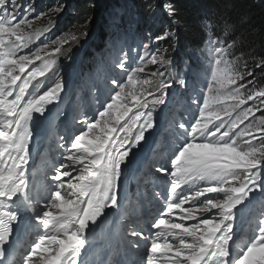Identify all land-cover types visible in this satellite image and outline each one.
<instances>
[{
  "label": "snow or ice",
  "instance_id": "obj_1",
  "mask_svg": "<svg viewBox=\"0 0 264 264\" xmlns=\"http://www.w3.org/2000/svg\"><path fill=\"white\" fill-rule=\"evenodd\" d=\"M32 10L20 0H0V260L19 245L20 258L10 264H81L89 231L107 209L120 207V180L155 127L149 105L162 104L175 81L160 71L171 61L149 43L134 66L125 54L115 63L120 73L102 94L97 89V106L73 117L59 138L44 181L38 184L33 170L30 182L35 127L58 117L66 88L61 78L41 91L40 78L54 71L64 45L87 36L67 32L21 54L49 30L30 31ZM168 38L165 32L155 39ZM207 46L203 94L192 99L195 108L155 167L163 182L159 206L145 228L133 222L128 232L135 249L144 242L142 264H264V201L254 196L264 197V87L239 83L252 72L237 70L231 44L209 39ZM148 65L158 67L146 72Z\"/></svg>",
  "mask_w": 264,
  "mask_h": 264
},
{
  "label": "rangeland",
  "instance_id": "obj_2",
  "mask_svg": "<svg viewBox=\"0 0 264 264\" xmlns=\"http://www.w3.org/2000/svg\"><path fill=\"white\" fill-rule=\"evenodd\" d=\"M34 0H20V3L25 7L31 8V3ZM75 0H52L50 3L45 4L32 14H28L27 18L33 21L31 30L35 31L37 25L44 21L49 20L55 22L54 26L50 27L49 31L43 32L35 40V43L29 45L28 48L23 50V53H30L37 47H42L46 43H50L64 33L71 32L72 30L67 26L66 20L69 15L73 13ZM165 5L169 4L166 0H152V7L149 18L146 19L145 25L148 33L145 31L142 33H135V27L141 21L137 20L138 16L134 13V9H130V3H126L125 0H97L96 5L93 7L94 15L98 22L96 31L93 33H87V36L79 39L78 42L69 45H64L62 52L56 57H62L63 65L62 71L57 74L56 77L51 78L50 83L47 82L43 90L54 84L58 79H63L66 88L62 94V102L59 104L55 111L59 114L58 117H53L50 124L46 126L47 121H44L39 130V135L45 136L41 140V150L36 154L33 164L30 167L31 177L33 176V170L36 174V180L39 182L44 181L45 174L50 171L51 163L56 157V145L61 136L65 135V130L72 123L73 117L79 116L84 111L91 112L93 108L97 106L96 96L97 89L102 94L105 91V84L108 82L109 77L120 73V69L115 67V63L118 59L123 58L127 54V63L130 66H134L135 63H139V55L142 54L143 43H149L153 52H158L159 55L167 57V51L162 41H156V37L160 34L161 30L164 29L165 18L171 17L169 15L168 8ZM170 7V6H169ZM61 8L60 12H53V9ZM24 9H21L23 14ZM44 14L41 16V14ZM19 18H23L21 15ZM122 21L125 24L122 25ZM98 30V31H97ZM103 31L102 38L98 36V32ZM152 30V32H151ZM82 31V30H81ZM169 33V38L174 37V34L170 31L165 30ZM46 33V34H45ZM49 35V36H48ZM129 37L132 39L129 40ZM212 38H208L207 41ZM207 41L205 44V60L201 56H197V60L201 63L204 68L208 69L210 65V56L207 51ZM96 45H100V51H95ZM225 47L228 44L224 43ZM117 47V49H116ZM229 59H235L237 70H240L238 60L232 55L231 48H229ZM129 57L131 63H129ZM57 59V58H56ZM171 61V60H170ZM40 61H36L31 67L38 66ZM171 64L167 66L165 76L170 77L175 82L173 87L167 92L162 104L156 105L155 108L149 105L148 111L152 112L155 127L146 133L147 143H144L139 149V153L144 157V161L135 165L137 168V179L136 184H132L130 191L120 198H124L127 203L126 215L122 216L120 221V227H123L125 237L129 243L136 239L131 237L128 232L132 227V223L135 222L138 228H145V225L149 222L145 219L152 218V209L156 207L152 204L159 206L158 192L163 190V182L159 179V174L156 173L155 167L158 166V162L164 158L167 150L173 146L175 140L178 138L177 134L181 131L179 125L186 123L188 117L191 115V109L195 108L192 104V99L200 97L203 94V90L206 87L200 89L201 94H197L199 90L198 82H192L187 78H183L186 81V86L180 83L181 79H176L173 74L174 70L171 69ZM158 65H148L146 72L156 70ZM143 75V74H141ZM202 77V75H201ZM246 77V76H245ZM42 78V77H41ZM40 78V79H41ZM205 79V77H204ZM44 80V79H41ZM204 80H202L203 82ZM200 82V84H202ZM240 84H246L247 89L253 87L249 86L246 80L239 81ZM246 89V90H247ZM156 96L160 93L156 92ZM102 98V96H101ZM153 97L149 96L151 100ZM253 101H249L248 105H251ZM55 106H50L54 108ZM76 109V112L74 110ZM167 111L170 113L167 114ZM166 113V114H165ZM198 115V112H197ZM260 115V113H257ZM247 123V122H246ZM152 141L151 144H148ZM151 145V149H149ZM149 149V150H148ZM138 153V154H139ZM149 158L146 160V158ZM50 182V181H49ZM142 193H147V196H143ZM123 194V193H122ZM255 197L260 198L264 201V197H261L260 193H255ZM154 197V198H152ZM129 199V202L127 201ZM121 209V208H119ZM259 204L256 205L252 210V214L259 212ZM142 212V213H141ZM245 218L248 217V213H245ZM142 216V219L138 217ZM151 220V219H150ZM147 234V230H145ZM141 248H143V241H140ZM112 244L117 249L118 253L126 250L125 244L113 240ZM131 244V243H130ZM144 249V248H143ZM115 257L111 255L107 260ZM19 254L14 257L15 260H19ZM141 262L143 259V253L140 254ZM106 260V261H107Z\"/></svg>",
  "mask_w": 264,
  "mask_h": 264
},
{
  "label": "trees",
  "instance_id": "obj_3",
  "mask_svg": "<svg viewBox=\"0 0 264 264\" xmlns=\"http://www.w3.org/2000/svg\"><path fill=\"white\" fill-rule=\"evenodd\" d=\"M51 1L34 0L31 3L33 10L30 14L35 13L43 3L48 4ZM125 2L130 3V9H134L138 16L137 20L141 21L134 28L135 33L141 31L148 33L145 21L150 16L152 0ZM166 2L174 9V15L165 18L164 29L160 34L165 30L174 34V37L163 40L162 44L166 48L168 59L172 61L177 80L185 77L198 82L199 87L201 86L200 82L204 80L206 68L197 60V56L205 60V44L210 37L232 45V55L238 60L241 72H252V76L246 75L244 78L247 82H253L249 83V86L264 87V0H166ZM96 3L97 0H75L73 13L64 20L67 26L72 31L82 30L89 34L96 31L98 22L93 12ZM205 21L210 23L205 25ZM121 23L124 25L125 21ZM81 25L86 27L81 29ZM46 28L50 30L49 22L44 21L37 25L36 30ZM103 35V31L99 30L98 36L102 38ZM131 39L129 37V40ZM95 51L99 53L100 45H96ZM56 58L54 71L50 72L47 78H42L45 83L41 91L47 82L50 83L51 78L62 71L63 59L59 56Z\"/></svg>",
  "mask_w": 264,
  "mask_h": 264
},
{
  "label": "bare ground",
  "instance_id": "obj_4",
  "mask_svg": "<svg viewBox=\"0 0 264 264\" xmlns=\"http://www.w3.org/2000/svg\"><path fill=\"white\" fill-rule=\"evenodd\" d=\"M171 70L173 71V67L171 65ZM174 74V72H173ZM175 75V74H174ZM44 120H41V123L35 127L36 130H39V128L41 127V125L43 124ZM50 122L47 121V125H49ZM38 135L37 133L33 134V137L31 139V143H30V149H31V155H30V160H29V180H30V176H31V170L30 167L32 165V162L34 161L36 154H38V152L41 150L40 144L37 141L38 139ZM152 141H150L148 144H151ZM145 147V145H144ZM144 147L142 146V148L144 149ZM149 149H151V145L149 147ZM148 149V150H149ZM141 154L139 153L135 163L133 165H131V167L129 168V170L126 172L125 176L121 178L120 180V187H119V203H120V207L119 208H123V209H119V208H110L107 209V215L102 217L99 224L97 226L94 227V230L89 231L88 233V242L82 252V255L80 257V261L81 264H102V261H104L108 255V258L111 257L112 254L116 255L114 258V263L116 264V262H120L123 264H127V260H125L123 255L118 254L117 249L114 248V245L112 244V241L114 239L113 235L109 234V227L111 226L112 223H115L117 225H120V221L122 219V216L126 215V208L127 209H131L127 206L126 201L124 200V198H120L122 197L124 194L126 195L130 189L131 186L130 184L137 182V179L139 178V176L137 177V168L135 167V165H137L140 162L144 161V157L141 158ZM149 158L147 157L146 160H148ZM123 193V194H122ZM143 196H147V193H142ZM154 198V197H152ZM127 201L129 202V199H127ZM142 213V212H141ZM139 219H142V216L138 217ZM141 228V227H140ZM112 236V237H111ZM19 235H17L16 238H18ZM132 237V236H131ZM111 238H113L111 240ZM135 238V237H133ZM91 246H93V252L91 253ZM11 249H9L10 251ZM134 251H137V249H133V247H130L128 254H133ZM5 261H8L7 259L2 261L1 264H6ZM9 263V262H8Z\"/></svg>",
  "mask_w": 264,
  "mask_h": 264
}]
</instances>
